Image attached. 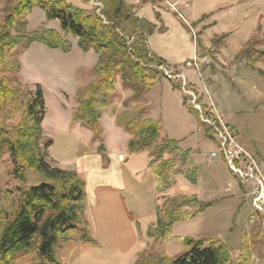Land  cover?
Instances as JSON below:
<instances>
[{
    "label": "rangeland",
    "instance_id": "rangeland-1",
    "mask_svg": "<svg viewBox=\"0 0 264 264\" xmlns=\"http://www.w3.org/2000/svg\"><path fill=\"white\" fill-rule=\"evenodd\" d=\"M4 1L0 0V10L4 7ZM118 1L94 0L93 4L100 2L104 5L103 14L109 22L106 11L115 10L122 17L132 13L131 8L122 2L118 4ZM161 1L188 21L192 36L195 32L193 39L199 50L198 59L204 57L205 60L201 76L196 70L188 68L186 72L181 71L184 75L182 80H187L188 89L200 94V105L216 113L215 117L221 119L235 140L253 156L264 175V64L257 65L256 70H253L241 56L243 49L249 48L247 44L250 41L258 43L252 47V52L264 51V0ZM189 6L200 18L199 22H194L196 20L189 17V12L185 13V8ZM119 7L121 12H117ZM93 10L96 11L95 7ZM35 11L33 16L27 17L28 36L40 29L54 30L63 36L58 20H48L45 12L39 8ZM3 19L4 14L0 12V23ZM12 33L16 35L17 28ZM68 41L72 47L74 44L75 50L64 60L59 57L62 55L54 54L46 47L45 52L40 48H34L29 53L19 49L23 84L31 90L41 86L44 92L45 143L53 142L50 149L46 150L47 159L57 168L76 172L86 182L89 194L85 213L96 242L89 245L75 238L62 245L58 251L61 262L135 264L139 255L152 244L147 231L156 222L160 196L195 194L206 205L205 212L192 220L176 223L173 239L159 246L158 251L175 258L185 250V239L200 240L210 236L224 242L231 255L237 258L242 251L243 236L246 235L253 251V264H264V215L257 212L253 203L256 198L253 194L258 196L261 193L253 181L243 183L235 176L221 154L212 158L213 153H219L214 132L211 135L215 141L207 137L209 128L202 122L200 113L190 101L185 105L187 96L172 86L174 76L180 72L163 67L170 71L171 80L159 68L165 78L147 95L150 117L161 123L167 137L177 140L181 149L189 152L186 157H175L178 162L176 170L181 171L182 175L174 178V185L168 191L159 194L149 153L130 156V135L118 125L115 127L113 118L110 119V113L117 110V104L103 114L105 118L102 116L101 121L107 140L106 155L109 160L113 158L117 161L115 168L110 169L111 163L107 166L98 158L101 155L99 144L92 142L91 132L79 123H72L77 107L76 92L90 82L77 89L78 85L71 79L68 74L70 70L66 69L63 62L79 65V74L84 78L87 76L85 67L91 62V56L81 50L77 37L70 35ZM131 41L135 42L134 38ZM119 82L120 91L116 101L119 98L129 99L133 93L124 90L122 82L121 86ZM134 106L131 104L130 109ZM120 110L122 112L125 108L122 106ZM12 167L10 154L6 151L0 167L3 194L8 190L16 191L21 186L17 179L8 174ZM194 169L198 179L196 185L185 178ZM27 177L29 187L38 186L41 182L32 171L28 172ZM0 205L6 206L5 201L2 200ZM33 262L35 257L31 256L19 264ZM37 264L49 263L41 260Z\"/></svg>",
    "mask_w": 264,
    "mask_h": 264
},
{
    "label": "trees",
    "instance_id": "trees-1",
    "mask_svg": "<svg viewBox=\"0 0 264 264\" xmlns=\"http://www.w3.org/2000/svg\"><path fill=\"white\" fill-rule=\"evenodd\" d=\"M38 8L45 12L48 20L60 22L63 36L57 31L42 29L32 36L26 34L27 17ZM138 8L132 7L131 15L124 17L115 10L106 11L110 23L105 24L95 10L77 9L65 0L4 1L0 10L4 14L0 23V167L7 151L13 164L8 174L21 186L3 194L0 185V202L6 203V206L0 205V264H19L31 256L35 257L33 264L41 260L63 264L58 253L62 245L75 238L89 245L96 242L85 213L86 182L76 172L57 168L47 159L46 150L53 142L45 143V96L41 86L31 90L23 84L20 48L28 51L34 43H40L50 49L70 52L72 44L68 37H77L83 52L94 51L99 61L93 69L94 79L75 95L77 107L72 123H79L92 132V142L99 144V153L108 166L110 160L106 155L101 121L103 114L115 104L121 80L122 88L133 95L124 101V111L113 110V114L118 127L131 137L130 155L149 153L159 194L168 191L174 185V178L182 175L176 170L175 157H186L189 152H184L177 140L167 137L161 123L150 117L151 108L146 98L165 78L159 68L178 69L169 67L150 49L149 38L164 28L137 18ZM157 18L159 20L160 16ZM15 28L17 33L13 35ZM133 38L135 42L131 41ZM252 43L247 44L249 48L243 49L241 56L256 70L257 65L264 64V51L252 52V47L258 44L252 46ZM171 83L175 90L183 91L182 81ZM188 102L186 97L185 105ZM131 104H135L132 109ZM203 115L209 117L206 106H203ZM211 132L209 128L207 137L215 141ZM29 171L40 178L38 186H28ZM196 175L194 169L185 178L196 185ZM160 198L156 222L147 231L152 244L139 255L135 264H253V251L246 235L237 258L224 242L210 236L200 240L185 239V250L175 258L159 252V246L173 239L176 223L192 220L206 208L195 194H164Z\"/></svg>",
    "mask_w": 264,
    "mask_h": 264
},
{
    "label": "crops",
    "instance_id": "crops-1",
    "mask_svg": "<svg viewBox=\"0 0 264 264\" xmlns=\"http://www.w3.org/2000/svg\"><path fill=\"white\" fill-rule=\"evenodd\" d=\"M67 3L72 5L74 8L85 10L87 12L93 11V1L94 0H65ZM122 4L125 5L128 8L132 7H138V10H136V17L145 20L155 26H157L159 29L161 27L164 28V31L162 32H156L154 35H152L149 40L148 44L152 52L162 59H164L168 66L171 68H177L179 72L188 71V68H186L185 64L186 62L192 60L194 57L199 56V50L196 46V43L193 39V36L191 32L188 29V25L183 22L175 13H173L164 2L161 0H121ZM36 12V11H35ZM33 12L31 16L35 13ZM189 12V13H188ZM185 13H188L189 17H193L194 22H199L200 18L197 17L194 12L190 10V6L188 8H185ZM41 14V13H38ZM46 15V14H45ZM157 15L160 16V19L158 20ZM44 16V15H42ZM54 21V20H52ZM45 45L40 43H34L31 48L27 51V53L31 52L34 48H40L43 52H45ZM48 48V47H46ZM51 52L54 54H60L62 56L61 59H65L67 56H70L74 50L75 46L73 44L72 50L70 53H65L61 49H50ZM82 50V49H81ZM83 51V50H82ZM26 53V55H27ZM85 54L91 56V62H89V65L85 67V73L86 77H81L79 74L80 66L78 65H72L69 62H63L66 67V69L70 70L68 74L71 75V79L74 80L76 85H78L77 89L79 87L86 85L87 83L91 82L93 79V69L96 66V64L99 61V55L96 54L94 51L85 52ZM68 65V66H67ZM70 66V67H69ZM60 67V65L58 66ZM63 69V67L61 66ZM83 69V68H82ZM65 77L67 74H64ZM121 82V80H120ZM119 82V84H120ZM158 85V84H157ZM156 85V86H157ZM121 86V84H120ZM155 86V87H156ZM154 87V88H155ZM120 91V90H119ZM77 93V92H76ZM150 95V94H148ZM128 98V97H127ZM148 99V97H146ZM126 99L119 98L118 101H116L115 105L117 104V112H120L123 103ZM148 104V101H147ZM122 105V106H121ZM110 119L113 118L112 122L114 126H117L116 123V116L113 114V112L110 113ZM105 115H103V118ZM107 116V115H106ZM151 116V113H150ZM91 132V131H90ZM92 136V132H91ZM129 136V134H128ZM92 139V138H91ZM131 137L129 136V140ZM105 139V143H106ZM98 156V155H97ZM112 156V154H111ZM131 156V155H130ZM129 157V156H128ZM99 159H102V156H98ZM112 158V157H111ZM125 159V158H124ZM125 162V160H123ZM121 162V161H120ZM123 162V163H124ZM110 169L113 167L115 168L117 161L115 159H110ZM115 165V166H114ZM89 198V194H88Z\"/></svg>",
    "mask_w": 264,
    "mask_h": 264
},
{
    "label": "built area",
    "instance_id": "built-area-1",
    "mask_svg": "<svg viewBox=\"0 0 264 264\" xmlns=\"http://www.w3.org/2000/svg\"><path fill=\"white\" fill-rule=\"evenodd\" d=\"M94 7L96 9L97 14L99 17L103 20L105 24H108L106 17L103 15V9L104 5L100 2H95ZM176 13V15L183 21L186 22V24L189 25L188 21L182 17L177 10L173 11ZM181 16V17H180ZM194 31V29H193ZM195 36V32L193 35V38ZM195 39V38H194ZM204 59H198L197 57H194L192 60L186 62L185 66L186 68L194 69L196 72L201 76L202 74V64H204ZM163 69L164 72L168 75V77L172 80L173 77H171L168 73H170L169 70L164 69L163 67L160 68ZM184 76V75H183ZM182 76V72L176 74L174 76L175 80L182 81V84H184L183 87V93L188 97L192 107L195 108L197 112L201 114L202 122L206 125H208L209 128L214 132L216 141L219 146V153H213L212 158L218 157L219 154H221L228 167L231 169L233 174L237 176L240 180H242L243 183L246 181H253L255 186H257L258 192L261 194L256 196L253 194L254 200V208L257 210V212L264 215V175L260 171L258 167V163L256 160L251 156L234 138L232 132L223 124L221 119L219 117H215L216 113L214 111L209 110V117H206L203 115V106L200 105L201 96L200 94L194 90V89H188V85L186 83L187 80H182L184 77Z\"/></svg>",
    "mask_w": 264,
    "mask_h": 264
},
{
    "label": "water",
    "instance_id": "water-1",
    "mask_svg": "<svg viewBox=\"0 0 264 264\" xmlns=\"http://www.w3.org/2000/svg\"><path fill=\"white\" fill-rule=\"evenodd\" d=\"M117 12H121V7L118 8Z\"/></svg>",
    "mask_w": 264,
    "mask_h": 264
},
{
    "label": "bare ground",
    "instance_id": "bare-ground-1",
    "mask_svg": "<svg viewBox=\"0 0 264 264\" xmlns=\"http://www.w3.org/2000/svg\"><path fill=\"white\" fill-rule=\"evenodd\" d=\"M104 15V14H103ZM110 23V22H109Z\"/></svg>",
    "mask_w": 264,
    "mask_h": 264
}]
</instances>
